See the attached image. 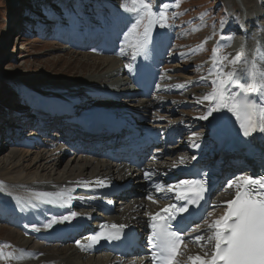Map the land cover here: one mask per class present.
Listing matches in <instances>:
<instances>
[{
  "label": "bare ground",
  "instance_id": "1",
  "mask_svg": "<svg viewBox=\"0 0 264 264\" xmlns=\"http://www.w3.org/2000/svg\"><path fill=\"white\" fill-rule=\"evenodd\" d=\"M236 1L242 2V0ZM114 6H119L118 4H116V1L114 2ZM124 14L125 15H122L124 25H122L123 28L120 33L123 32V34L121 35H124L127 31L125 35L129 37V35L131 36L132 34L131 25L135 21V16H133L132 13L125 11ZM94 18L97 19L96 16H94ZM156 18L157 15L155 13L150 21V24L152 25V31L150 32V35H154V33H156L158 29V27L153 23ZM249 22L246 21L245 17H241L236 22V24L239 25L240 23H244L249 26ZM95 32L100 34L101 28L97 29ZM87 33L89 34V32ZM168 37L173 39L172 36ZM168 37L167 45L169 44ZM253 40L254 38L249 36V45L253 43ZM120 41V38L114 37V41L111 40L110 46H114V43H119ZM117 47H115L111 52V54L116 52L114 59L104 58L110 57L111 55H104L101 52L99 56L103 58L101 60L99 59L100 62L98 64L94 63L92 65H95L96 69H101V66H107L108 68H110L107 70V73L99 79V84L101 83V81H104L107 77H111L114 74L118 73V75H121L120 70H123L122 74L128 76V78L127 80L124 79L122 81H118V85L121 83L122 86L124 83L130 84L126 87L125 91L121 89L123 88L122 86H113L114 88L108 87L104 90H101V88H97V84L96 87L92 86L90 88H81V90L77 94H67L63 91H42L40 93H37L36 95H48V97H46L45 99L54 104H71L73 101V105L77 106V108L81 110L84 107H90L91 109L101 111V114L114 117L115 119H122L123 117L120 116L125 113L128 118L127 120H139L146 122L150 130L158 128L157 126L161 125L164 122L165 124H167V118L169 117L172 119V117L175 116L176 111H178L176 112L177 115L179 114V112H183L181 115L185 117V110L191 109L188 119L181 122L172 121V124L167 125L166 127L167 130L173 133L177 140H179L180 142L182 141L187 145L181 144L183 146H175L174 148H172L171 152L166 155V158L163 157L161 160L159 159L158 161H155L154 163L146 166V171L149 174H152L153 179H155L158 175H162L163 185L167 186V188L172 187L174 189L173 192L178 191L180 182L184 181V179L174 180V178L183 174L184 171H187L188 167L195 161H197L199 156H207L208 154L215 153L214 150L217 148V143L221 140L222 142H224V144H226V152L228 151L230 153L228 154L229 161L234 162L236 160H239L240 158L245 159L249 155L250 152L248 151V154L241 156L243 152L248 149L247 140L249 137H243L242 129L240 128L241 120H237L234 114L224 111L219 115L214 114V116H216L215 119L210 117L209 120H196L197 117L205 114L204 106L198 105L196 103V101L201 99L204 95L192 96L186 93L182 94L181 97L183 98L184 96V101L176 103H173V101L176 100L172 101L173 104H171L173 105V111L167 110V106L169 107L168 104H170V101L165 99L164 97L154 99V97H156V95H154L150 99L148 90L144 88H148L150 91L152 86L151 84L154 83L155 79L157 81V79L161 78V72L158 69L159 67H156V61H159L164 65V67L166 66L165 59H168L169 55H171L169 54V50H167V47H161L159 52H157L153 47L151 49L152 53L149 52L148 56L145 57V64L149 68H151L155 75L151 84H149V79H147L144 83H142L141 86H137V82L132 81L131 72H129L128 68H125L126 66H122L121 68L118 67L120 61L123 59L122 57L120 58L118 56L123 55L121 53L119 54V49H117ZM250 48L248 46L242 45V37L236 36L235 44L232 45L230 49L227 48L228 51L225 54L224 52L226 50L220 49L219 53H222L220 57H217L208 64H204L203 69H213L215 66L217 69L222 67L224 72H227L232 70L233 67H235L237 70L243 68L247 69V76L251 75L253 71L256 72L255 81L260 82V74L264 72V66L262 67V58L251 57ZM124 52L123 54L125 55ZM178 53L183 54V58L188 55L187 52L184 51V49H182V51L174 52L173 54L176 55V58H178L177 56H179V60H183V58H181V55H177ZM163 56L167 57L163 58ZM225 56L228 58L227 60H223V57ZM237 56L241 57V62L236 65H232L230 62ZM192 67H195V64H193ZM202 71L203 70L199 71L197 74L199 75L200 73H202ZM132 74L135 75L134 73ZM215 78L216 75L215 77H213V79ZM186 80L189 79L186 78L183 82H181V85H183L184 87L189 85ZM108 81L109 80H107V82ZM207 81H211V79ZM206 84L208 86V84L210 83L203 82V85ZM104 85L106 86L108 84L104 83ZM132 85H135L137 87L133 89ZM82 86L83 85H81V87ZM211 90L212 88L210 89V91ZM85 95L87 96L84 97ZM243 95L244 94H241V98L243 97ZM79 97L81 98L79 99ZM250 99H255L258 103L264 104V95H261L259 97H250ZM190 106H192V108L197 107L198 109L194 110L190 108ZM122 109L124 110L120 111ZM163 111L167 113L168 117H159L161 113H164ZM45 113L51 115L48 112ZM11 114H8V116ZM152 115L158 116V118L155 119V117H152ZM241 116L243 118V114H241ZM46 117L48 116L46 115ZM259 118L260 117L258 114L253 116L254 120H259ZM56 120L57 118L54 117L53 121ZM209 121H211V123ZM6 123V120H4V122H0V135ZM165 124H162L161 126L163 127ZM200 127L203 128V131L197 132V129ZM65 129H67V127ZM194 133L200 134L199 140L195 139ZM254 135L256 136V140L259 143L260 147L264 150V134L257 132L254 133ZM194 140L199 144V147L193 146ZM17 148H23V152L20 153ZM5 149L9 150V156H2L4 158L3 161L0 162V178L3 179L2 181L4 182V186H7L8 188L6 193L10 194L13 199H17L21 203H18V207L27 206L30 208L24 207V209L32 210H35L37 207H39L40 210L44 211L43 213L46 217L41 225L38 224L39 227H41L38 230L26 228L24 226V223H20L19 219L11 221L12 219L9 218L11 222L10 226L14 227L15 225V229H20V234H16V232L11 229V239L20 243L19 247L21 252L26 251L24 247L29 243L30 240H42V243H45L47 246L59 244L60 246H64L70 244L67 248L68 252L66 254L64 253L65 251L61 252L60 255L47 252H38L33 257L19 258L17 264H115L116 262L106 255H103L102 251L93 250L91 247L85 248L83 246V243H80L82 246H78V241L67 240L66 242L68 243L63 244L51 242L50 240L58 237L59 235H57V231H60L63 228L68 233L74 234L79 228L83 226V222H79L80 219L83 220L84 217L85 219H90L92 209H94L95 206H100V204L104 202L105 196H103V194L107 191L109 193V188L114 187L115 185H124L126 183L121 168H110L109 165L106 164V162H103L98 158V156L91 155L89 152H84L79 157L75 158L66 153L61 146L55 149H41L36 145H32L29 147L6 145L5 142L1 143L0 140V154ZM236 151L238 152V155H235ZM65 156L70 159L69 161L71 165L68 168L69 170H66L62 173V171L58 169V167L61 165V160ZM181 160H183V163H181ZM26 163L27 166L25 165L26 168H24L25 166L23 165ZM232 167L239 168V166L236 165H232ZM241 177H248V175L243 172L241 174H238V176L234 177L233 179H236L237 182H240ZM139 183L140 182L135 183L136 187L133 190V192L137 193V196L130 198L125 207H116L114 211L115 217H110L105 220L104 225L110 226L112 224H117L122 220L132 221L135 216H141L142 219L145 220L148 213L151 216L153 212L163 206L155 204L146 199L147 185L145 186L144 184ZM234 192V188H226L225 191L217 196V198L213 202V206L217 205L222 208L219 218L225 214L227 207L225 202L233 198ZM149 195L152 194L150 193ZM153 196H155V194H153ZM1 203L3 204V202H0V204ZM6 206L8 207L10 205L6 204ZM14 206L17 207V205ZM47 207H51L53 210L50 212L47 210ZM65 207H69V211L64 214H60V211L58 209ZM72 211H75L78 214L76 218L72 219L71 221L57 223L53 225L51 229L45 228V225H47L53 219V217L70 215ZM13 212L16 213V211ZM218 214L219 212L215 214L216 218H218ZM11 216L12 214L10 213V217ZM116 217L118 218L116 219ZM200 242H203V240L196 242V246L193 248L188 245H184L179 258L177 259L178 262L183 260V254L187 250L191 251V253L186 258L187 264H192V260L189 258H194L196 255H200L202 258L208 259L213 248L211 249L208 246L209 244L207 243H205V245L201 244L199 246L198 244ZM210 246H213V244H210ZM206 253L208 255H206ZM123 264L134 263L133 261H128Z\"/></svg>",
  "mask_w": 264,
  "mask_h": 264
},
{
  "label": "rangeland",
  "instance_id": "2",
  "mask_svg": "<svg viewBox=\"0 0 264 264\" xmlns=\"http://www.w3.org/2000/svg\"><path fill=\"white\" fill-rule=\"evenodd\" d=\"M30 1L34 2L35 0H0V122H4L5 117L6 119L9 117L17 118L18 115L23 112L21 110L22 107H30V105H28L30 98L42 91H63L67 94H77L81 88L96 87L97 84V88H101V90L108 87L114 88L122 86V83L118 85V81L127 80L128 78V76L122 74L123 70H120L121 75H118V73L114 74L111 77H107L99 84V79L110 69L107 66L96 65L101 66V69L97 68V70L95 65H92L94 63L98 64L103 58L99 56V52L70 51L64 44L49 38L50 36L43 41L36 34L28 33L24 35L23 31L25 28L24 24L21 23L23 21L22 16L24 15V10L27 12L25 7ZM62 1L63 0H36L34 3H46L38 6L37 4L34 6L29 4L35 7V11L32 10L33 15L30 14L29 20L37 22L41 12V15H43V13L45 14L43 16L50 24L53 21L57 22L59 18H63L65 21L69 19L72 21L75 20L78 14L75 13L73 15V12L78 11L75 7L77 4L76 0H73L71 6H66ZM80 1V12L84 16L88 14V10L85 9L87 5L84 4V1ZM115 1L119 6L122 5L124 7V4H127L126 9L139 8L141 3L148 2V0ZM178 3L179 7H176L174 0H151V7L157 17L160 12H163L167 16L169 27L166 30V40L168 36L173 37V39L168 37L169 44L167 50H170L171 55L165 60L166 66L163 68L160 67L161 78L159 80L156 97H154V99L164 97L169 100V107L167 106L168 111H173V103L185 100L184 96L183 98L181 97L184 93L193 96L205 95V93L207 94L208 91H210L212 88L211 84L207 86V84L203 85V82H194L201 81L202 78L212 80V78L215 77V74L209 75L213 69H203V65L214 60V50L225 49V54L228 51L227 48L230 49V47L235 44V35L239 32L236 22L241 17H244L243 14H245L250 21V35L254 37V34L258 33L261 42L264 44V0H242V2H237L236 0H178ZM132 14L135 15L136 20L140 15H144L143 12L140 14L132 12ZM123 15L125 14L123 13ZM112 16H114L113 10L105 11L101 6V21H103L105 17ZM151 17L153 16L144 15V19L138 25L137 29L134 31L132 30L131 36L129 35L130 38L127 37V40L123 42L125 46L119 50L123 56L118 57H122L123 59L120 61L118 67L121 68L122 66H126L125 68H129V66H131L133 68L131 76L133 77L134 75H132V73L136 67V59H132V53L136 51V45L144 31L149 28ZM84 18L81 17V20L86 23L85 28H87L86 25L90 28L89 21ZM158 30L159 32L165 31L158 28L156 33H158ZM156 33H154V35ZM154 49L160 51L159 45L154 46ZM182 49H184L188 55L184 57L183 60H179V56L176 58V55L173 53L182 51ZM150 53L152 52L150 51ZM221 54L222 53L218 51L217 57L219 58ZM177 55H181V53ZM114 57L115 56L104 58L114 59ZM193 64H195V67H192ZM201 70H203L202 73L198 75L197 73ZM186 78L189 79L186 80L189 85L180 87L181 82ZM107 80L109 81L107 82ZM104 83L108 85L105 86ZM125 84L126 83H124L122 86L123 88H121L123 91L130 85ZM81 85L83 86L81 87ZM86 96L87 95L84 97ZM80 98L81 97H79V99ZM190 108H192V106H190ZM192 109L197 110L198 108L194 107ZM123 110L124 109L120 111ZM190 110L191 109L185 110V117L181 115L183 112H179L177 115L176 112L178 111L175 112V116H173L172 119L169 118L164 111L159 117H168L169 119L167 118L166 121L167 124H165V122L162 124L171 125L172 121L181 122L188 119L189 113L191 112ZM8 114L11 115L8 116ZM125 115L124 113L123 116ZM152 117H155V119L158 118V116L154 115ZM201 131H203V128L200 127L197 129V132ZM2 133H4V131H2ZM181 144L187 145L184 142H181ZM17 149L20 153L23 152V148ZM2 156L8 157L9 150L5 149L1 152L0 162L3 161L4 157ZM69 160L67 156L62 158L61 165L58 167L62 173L69 170L68 168L71 165ZM25 165L27 166V163L23 166ZM26 166L24 168H26ZM2 180L3 179L0 178V182L3 184L4 182ZM7 189V186L3 184V191H0V201L15 205L21 204L17 199H13L10 194L6 193ZM215 220L216 216L214 213L207 218L205 226L201 229L203 234H205V239L198 244L199 246L201 244L205 245L207 225L213 223ZM21 222L23 221H20V223ZM24 225L26 228L35 230V225L30 226L28 222H25ZM40 228L41 227H38V229ZM11 229L14 230L16 234H20L19 228L15 229V226H10L8 220H4L3 218L0 219V264H17L19 258L33 257L38 252L54 253L57 255H60V253L64 251L65 254L68 252L67 248L70 244L64 246H60V244L47 246L45 243H42V240H30L31 242L29 241L24 247L26 251L21 252L19 247L20 243L10 237ZM208 246L211 249L213 248L210 244ZM191 247L193 248L195 246L193 245ZM190 253L191 251L187 250L183 255V260L181 259L182 261H180L179 264H187L186 258Z\"/></svg>",
  "mask_w": 264,
  "mask_h": 264
},
{
  "label": "snow or ice",
  "instance_id": "3",
  "mask_svg": "<svg viewBox=\"0 0 264 264\" xmlns=\"http://www.w3.org/2000/svg\"><path fill=\"white\" fill-rule=\"evenodd\" d=\"M174 2L176 7H179L178 0H174ZM121 7L123 8L122 5ZM124 11L155 15L151 7V0L141 3L139 8L124 9ZM144 15H140L136 22L131 25L133 31L142 22ZM121 23L122 19L119 17H105L102 21V24L116 28ZM153 23L159 29L165 31L150 35L152 31V25L150 24L136 45V51L132 56L133 60L137 56L147 57L156 45L167 47L166 30L169 27L167 16L160 12ZM241 28L244 31L243 26ZM218 51L219 49L214 50L213 59L217 58ZM181 58H183V54H181ZM227 59L226 56L223 57V60ZM240 62L241 57L237 56L230 63L236 65ZM128 70L132 72L133 68L129 66ZM246 73L247 69L243 68L237 70L233 67L232 70L224 72L222 67L217 69L214 66L209 75L215 74V79L207 81V78H202L201 81L194 82H208L212 85V90L196 101L198 105L205 108V114L198 118L209 120L212 117L215 119L214 114L219 115L221 112L227 111L234 114L237 120H241L240 128L243 137H251L257 132L264 134V104L258 103L255 99H250V97L264 95V72L260 74V82L255 81L256 72L251 73L252 82H249ZM180 87L184 86L181 85ZM241 94H244L242 98ZM241 114H243V118ZM257 114L260 118L254 120L253 116ZM209 122L211 123V121ZM194 136L196 140H199V133H194ZM193 146L199 147V144L194 140ZM181 163H183V160H181ZM144 178H149L148 172H145ZM204 185V181H181L179 190L176 193V200L184 203L167 205L151 215L153 221L152 231L147 237V244L152 249L153 260L159 259L161 264H179L177 257L180 255V247L184 242V236L200 231L199 224L187 226L185 224L192 215L189 207L199 206L200 201L204 199L203 193L206 191ZM226 188H234L235 192L233 198L225 202L227 205L225 214L207 225L206 243L213 244L210 257L204 259L200 255H196L194 258L190 257L189 259L192 260V264H264V178L241 177L240 182L233 179L226 183ZM156 189L162 190L161 185L157 184ZM0 191H3L2 182H0ZM167 191L171 193L174 189L168 187ZM146 199L156 202L152 195H147ZM209 214L205 212L204 216ZM77 215L75 211H72L70 215L53 217L45 227L51 229L53 225L71 221ZM203 219L204 217H202ZM173 222H175V227H173ZM107 227L114 229L115 234L105 235V232L101 230L97 235L90 237L93 244L99 243L101 239H121V234L128 225H104L102 229ZM189 239L193 238L189 236ZM204 239L205 234L203 233L194 237L196 242ZM77 243L78 246H82L80 242ZM206 255L208 254L206 253Z\"/></svg>",
  "mask_w": 264,
  "mask_h": 264
}]
</instances>
